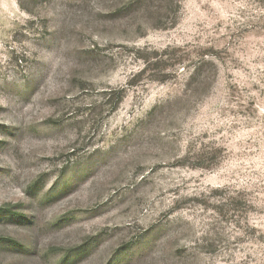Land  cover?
I'll return each mask as SVG.
<instances>
[{
    "label": "rangeland",
    "instance_id": "374dc122",
    "mask_svg": "<svg viewBox=\"0 0 264 264\" xmlns=\"http://www.w3.org/2000/svg\"><path fill=\"white\" fill-rule=\"evenodd\" d=\"M0 264H264V0H0Z\"/></svg>",
    "mask_w": 264,
    "mask_h": 264
}]
</instances>
